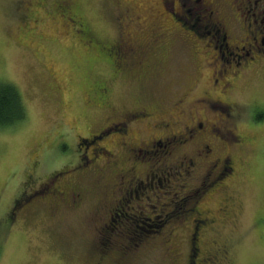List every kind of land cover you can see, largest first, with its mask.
<instances>
[{"label": "rangeland", "instance_id": "rangeland-1", "mask_svg": "<svg viewBox=\"0 0 264 264\" xmlns=\"http://www.w3.org/2000/svg\"><path fill=\"white\" fill-rule=\"evenodd\" d=\"M157 2L0 0V83L10 82L17 88L25 111L24 120L0 127V264H187L188 252L193 254L190 264H196L198 252L209 258V262L199 264H264V58L249 61L245 67L240 65L242 72L237 77L238 68L232 61L220 76L225 62L219 59L210 37L197 38L196 33L201 32L197 28L192 33L181 21H170L161 24L165 39L145 51L150 61L144 59L145 64L138 65L134 57L122 68L109 63L97 49L87 47L69 13H62L66 7L77 12L101 40L110 42L118 40L119 33H133L132 44L140 49L151 24H160L152 19ZM242 3L245 7L243 0H219L217 15L212 16L215 22L223 23L229 40L235 39L239 28L233 12L237 13L236 6ZM263 7L262 0L257 8ZM240 14V24H248L249 15L242 10ZM117 16L122 18L123 27ZM222 32L223 28L221 36ZM259 56L264 57V51ZM116 66L120 72L114 71ZM228 81L232 88L227 87L223 96L229 115L215 127L224 141L233 131L240 132L242 139L227 148L234 166L227 185L216 189L220 187L217 180L213 186L202 188V181L211 182L216 170L207 179L202 176L203 163L191 159V167L171 171L166 178L158 173L160 182L153 183L143 198L134 202L145 212L149 202L155 204L158 231L143 232L151 227H137L132 220L117 216L105 226L101 219L103 193L93 188L92 172L73 176V170L67 168L73 165L71 157L76 153L90 156L99 146H108L114 152L110 161L120 171L118 177L124 172V178H129L124 162L128 154L124 142L129 140L112 129L88 146L81 137L97 133L111 121L114 127H120L122 112L138 103L147 105L157 120H167L170 117L165 118L164 112L175 116V102L180 97L192 110L182 116L183 120L194 113L193 108L208 122L224 118L226 111L221 114L220 110L227 104L211 99L210 104L220 106H207L202 112L194 99L204 91L215 96ZM100 87L106 94L100 93ZM98 102L109 107L98 106ZM147 122L141 136L148 133ZM138 127L135 123L130 128L133 132L129 135L135 141L140 137ZM172 127L178 130L179 125ZM162 131L159 127L155 133ZM206 131L212 133L208 128ZM210 145L212 156L222 151L217 138H212ZM162 151L160 148L155 156L146 155V164L144 159L138 160L137 170L142 172L146 167L150 172L155 161V165L168 161L171 153ZM175 151L177 156H184V149ZM97 152V160L102 163L106 153ZM186 168L191 170L184 171ZM53 169L63 170L59 181L67 177L75 182V188L83 190L82 202L73 207L59 205L55 213H49L45 203L34 199L12 209L13 199L22 188L27 199ZM114 171L113 167H104L103 181ZM195 205L198 209L193 211ZM197 210L212 216L198 234L191 222ZM125 227H136L143 233L136 231L135 238H130L123 235Z\"/></svg>", "mask_w": 264, "mask_h": 264}, {"label": "flooded vegetation", "instance_id": "flooded-vegetation-1", "mask_svg": "<svg viewBox=\"0 0 264 264\" xmlns=\"http://www.w3.org/2000/svg\"><path fill=\"white\" fill-rule=\"evenodd\" d=\"M113 1L114 3H119V0ZM261 1L262 0H243L245 7L243 3L241 7H239L240 5L236 6L238 12L236 13V11H234L233 14L235 23L239 26V28L234 34L235 39L229 40V35L225 31L223 23L220 21L215 22L212 17L215 14L217 15L216 6H218L219 0H158L157 5H155V14L152 19L160 24L154 26L150 23L152 28L148 30L147 41H145L140 49L136 48V44H132V40H135V35L133 33L130 36L119 33L120 37L118 40L110 42L108 39L101 40L99 35L90 32V28L86 22L78 18L77 12H71L69 8L66 7V9L63 8L62 13L64 14V11L69 13V19L74 23L78 31H80L78 36L84 39V42L87 43V47L90 46L92 47L91 49H97L99 53H103L104 59L109 61V63L120 65L122 68L126 67L125 62L127 60L134 57H136L138 65H144V59L150 61L151 59L148 58L147 53L145 55V51L152 49L155 46L156 41L161 42L165 39V33L162 32L163 25L161 24H167L170 21L179 23L178 21H181V24L192 33H195V31L197 32V30L201 31L196 33L197 38L202 36H207L208 38L210 37V42L213 43V48L217 50L219 59H223L225 62V64L223 63L224 65L220 70L219 75L221 76L223 74L226 64H230L234 61L235 66L238 68L235 72V76L237 77V74L242 72L240 65L245 67V64H249V61L256 60L257 58H264L259 56L264 51V7L257 8ZM76 5L79 7V3H76ZM177 10L180 14H177ZM240 10L245 11L246 15H249L248 24L244 26L240 24ZM257 17L259 20H257ZM117 19H119L118 16ZM121 20L122 18L119 19L120 24ZM254 23H256V25H254ZM221 27L223 28L222 36L220 35V31L222 30ZM238 33H240V35H237ZM206 44L209 45L208 43ZM114 71L120 72L117 70V66ZM138 76L140 77V75ZM229 85V81L223 82L220 88L217 89L215 96L208 94L207 91H204V94H202L200 98L194 99L195 102L199 103L202 112L206 111L207 106H220V104H210L211 99H215L218 103L227 104L226 106L221 107L222 110H220L221 114L223 110L226 111L224 112V118H215V120L208 122L209 120L205 119V115L201 116L200 111L193 108L194 113H192V115H187L183 120L181 119L182 116L185 113H190L192 110L187 108L185 100L180 97L175 102L174 108L176 107L178 110L177 113H175V116H172L171 113L168 115L164 112L166 114L165 118L170 117L167 120H157L155 118V114L152 115V113L148 110L147 105L144 103H138L137 106L125 109L122 112L120 127H114L115 123L111 121V123H106L105 127H103L104 129H100L97 133L81 137L88 146L90 142L94 143L97 138L101 139V137L107 135L109 129H112L119 130L121 132L120 134H125L129 140H125L124 142V148L128 152L127 155L125 154L124 162L128 164L126 172L129 175V178H124V172L120 173V176L118 177L120 171L116 167L115 162L110 161L114 152L108 146H99L95 149L94 153L91 152L90 156L87 155V153H76L73 158L71 157V159H74V161H71L73 162V165L67 168L68 171L73 170V176H76L78 173L84 171L92 172L91 184L93 188H96V190L100 191L101 194L103 193L102 206L104 207L102 212L104 215L101 219L105 226L108 221L113 222L117 216L121 220V217L125 220H132L133 225L135 224L137 227L141 225L151 227L150 229H144L143 232H145V230L152 233L158 231L159 228L157 230L155 229V220L159 218V214H155V204H151V202H149L147 204V212L143 211L140 205L137 206L136 204L141 198H143L142 195H144L147 188L153 187V185H155L153 183L157 184L160 182V178L157 177L158 173L166 178V176L168 177L170 173L176 170L180 171V168H185L186 166L191 167V163H193V160L191 159H195L203 163L204 172L202 176L207 179L209 178L212 170H216L214 178L211 182L207 183L204 180L202 181V188H206V186L209 185L213 186L217 180L220 187L216 189H223L227 185V182L234 171L233 160L227 148H229L231 144H239L242 139L240 132L233 131L234 133H231L230 138L224 141L222 135L217 134V129L215 127L218 121H224L225 117L229 115L228 101L223 96L227 93V87L230 89L232 88V85ZM100 89V93L102 95L106 94L105 88L104 91L102 87H100ZM96 105L104 106L106 108L109 107L108 104L104 105L100 102ZM248 114L250 115V110ZM145 122H147L148 125V133L141 136L143 135ZM135 123L140 126L136 128L137 133L140 135V137H138V141H135L134 138L129 135L132 131L130 128ZM175 124L179 125L178 130L172 127L175 126ZM159 127H162L163 131L155 133ZM206 128H208V130L212 133L207 132ZM104 130L106 131L104 132ZM212 138H217L219 140V148H222V151L216 153L215 156H212V147L210 145L212 143ZM128 142H130L129 145ZM130 145L134 146L129 147ZM78 146L80 147V143ZM160 148L163 150L162 152L171 153V157H168V161L163 162L160 160L161 163L157 165H155V163H157L155 161L152 168H150V172L149 168L146 167L142 170V172H139L137 170L138 160H143L146 155L155 156ZM176 149H184V156H177L175 151ZM98 150L106 153L105 159L102 163L97 160L96 154L98 153ZM185 156L186 159H184ZM145 161L146 159L143 160L144 164H146ZM139 165L142 164L139 162ZM106 166L113 167L115 171L113 175L107 178L104 182L103 170ZM146 166L149 167V165ZM189 170L191 169L186 168L184 171L188 172ZM63 173L64 172L61 169H53V171L47 173L45 175V182L38 184L33 190H31L27 199L22 188L16 194L17 197L13 199L12 209L22 205L23 202H31L33 199L36 200L35 202L41 201V204L45 203V207L48 206L47 208L49 213H55L56 208L59 205L66 207L78 205L83 201L84 192L80 188H75V182L72 183L67 177L59 181V177ZM132 184H134V186H132ZM200 188L199 184L197 190ZM174 197L182 198L184 196L179 197L175 195ZM148 199V195H145V200L147 201ZM184 199L189 200L188 197H184ZM183 202L184 200L180 201L179 204ZM98 206H101L100 202ZM195 206L191 207L193 211L198 209V207L196 206L195 208ZM196 212L198 215L192 218L191 222L195 233L198 234L200 233L199 230L201 227L209 220H212V216L203 214V210H197ZM169 216L170 215H167V217ZM132 229L134 231L131 232L130 230ZM202 230L203 229L200 231ZM136 231L141 232V230L139 231L136 227H125L123 235L135 238L133 234H135ZM192 255L193 254L188 252L187 264H190L193 260ZM201 262H209V258L208 256L199 255L198 252L196 255V264Z\"/></svg>", "mask_w": 264, "mask_h": 264}, {"label": "trees", "instance_id": "trees-1", "mask_svg": "<svg viewBox=\"0 0 264 264\" xmlns=\"http://www.w3.org/2000/svg\"><path fill=\"white\" fill-rule=\"evenodd\" d=\"M24 113V105L17 88L10 82L0 83V127L24 120Z\"/></svg>", "mask_w": 264, "mask_h": 264}]
</instances>
